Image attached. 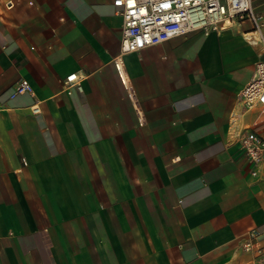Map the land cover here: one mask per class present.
<instances>
[{
	"label": "crops",
	"instance_id": "obj_1",
	"mask_svg": "<svg viewBox=\"0 0 264 264\" xmlns=\"http://www.w3.org/2000/svg\"><path fill=\"white\" fill-rule=\"evenodd\" d=\"M122 34L113 0H0V264H264V159L253 175L239 140L264 138L241 97L264 16Z\"/></svg>",
	"mask_w": 264,
	"mask_h": 264
},
{
	"label": "built area",
	"instance_id": "obj_2",
	"mask_svg": "<svg viewBox=\"0 0 264 264\" xmlns=\"http://www.w3.org/2000/svg\"><path fill=\"white\" fill-rule=\"evenodd\" d=\"M113 3L123 17L121 45L124 52L138 51L193 31L205 35L219 32L238 19H249L256 30L263 26L264 13L255 10L254 0H113ZM114 62L129 87L123 58L117 56ZM76 78L72 73L64 82L70 88L76 85ZM31 90L28 79L20 80L15 87V93ZM241 97L246 109L264 105V60L257 62ZM33 110L41 111L38 105ZM254 125H246L239 132V140L250 161L252 174L258 175L264 159V138L254 130ZM245 247L249 249L250 243Z\"/></svg>",
	"mask_w": 264,
	"mask_h": 264
}]
</instances>
